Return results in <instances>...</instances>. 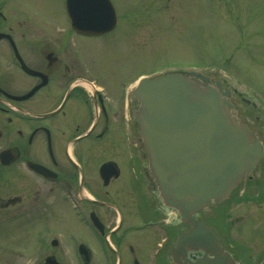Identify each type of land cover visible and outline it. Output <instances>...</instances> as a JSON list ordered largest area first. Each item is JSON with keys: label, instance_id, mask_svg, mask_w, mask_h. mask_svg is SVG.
<instances>
[{"label": "flooded vegetation", "instance_id": "obj_1", "mask_svg": "<svg viewBox=\"0 0 264 264\" xmlns=\"http://www.w3.org/2000/svg\"><path fill=\"white\" fill-rule=\"evenodd\" d=\"M20 4L0 0V264H185L171 249L189 225L152 184L135 77L100 80L83 55L80 39L111 32L79 33L67 19L59 28ZM263 162L237 188L244 209L264 203ZM241 220L212 226L220 245L236 264H264V238L243 249L230 239Z\"/></svg>", "mask_w": 264, "mask_h": 264}, {"label": "rangeland", "instance_id": "obj_2", "mask_svg": "<svg viewBox=\"0 0 264 264\" xmlns=\"http://www.w3.org/2000/svg\"><path fill=\"white\" fill-rule=\"evenodd\" d=\"M19 1L37 20L47 17L51 25L68 27L63 23L64 0ZM112 2L120 20L111 33L101 37L107 38L106 42L80 39L90 48V54L83 55L90 61L92 75L103 81H120L175 68L200 72L239 94L233 97L235 104L249 113L264 140V0ZM234 195L219 205L211 204L198 218L211 227L221 221L231 224L236 218H245L234 224L230 239L237 249L247 247L252 240L262 243L264 203L246 209L241 204L230 207L241 201L238 190ZM3 245L1 239L0 249ZM8 245L13 246V239ZM28 260L12 256L7 259L10 264Z\"/></svg>", "mask_w": 264, "mask_h": 264}, {"label": "water", "instance_id": "obj_3", "mask_svg": "<svg viewBox=\"0 0 264 264\" xmlns=\"http://www.w3.org/2000/svg\"><path fill=\"white\" fill-rule=\"evenodd\" d=\"M70 25L99 34L112 29L110 0H65ZM134 94L148 168L162 202L176 210L189 228L171 249L185 264H236L214 230L195 217L220 204L263 156L253 130L233 110L231 94L220 82L198 72L170 71L139 80ZM199 251V257L187 256Z\"/></svg>", "mask_w": 264, "mask_h": 264}]
</instances>
